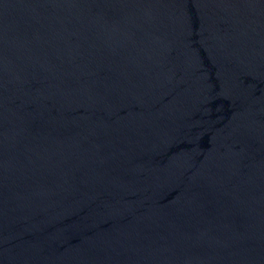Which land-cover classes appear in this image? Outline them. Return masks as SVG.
Here are the masks:
<instances>
[{"label":"water","instance_id":"obj_1","mask_svg":"<svg viewBox=\"0 0 264 264\" xmlns=\"http://www.w3.org/2000/svg\"><path fill=\"white\" fill-rule=\"evenodd\" d=\"M0 264H264V0H0Z\"/></svg>","mask_w":264,"mask_h":264}]
</instances>
